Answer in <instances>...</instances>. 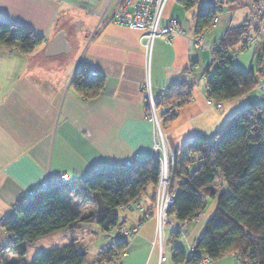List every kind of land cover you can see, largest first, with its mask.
Here are the masks:
<instances>
[{
    "label": "crops",
    "instance_id": "obj_1",
    "mask_svg": "<svg viewBox=\"0 0 264 264\" xmlns=\"http://www.w3.org/2000/svg\"><path fill=\"white\" fill-rule=\"evenodd\" d=\"M122 1L0 0V21L29 27L44 37V42L26 56L0 47V221L13 214V206L23 194L40 188L48 179L56 181L68 173L71 186H82L83 180L96 172L121 168L127 160L152 157L156 136L154 124L146 118L147 84L163 121L167 111L163 99L168 98L170 87L181 81L194 85L191 99L171 123L164 125L167 147L174 154L197 139H212L230 117L255 103L252 95L260 94L253 90L223 102L220 109L210 106L207 85L196 83L193 71L197 66H191L198 63L193 45L196 33L190 35L184 30L177 0H169L164 22L177 18L183 34L173 47L157 39L150 55L140 31L112 21ZM224 1L203 3L221 10L217 25L204 36L206 44H220L228 29L243 25L247 18L244 12L242 24L234 25L236 15L224 12ZM251 2L246 1L244 10ZM61 30L67 35L71 52L47 56L48 42ZM235 65L245 71L242 62ZM81 68L106 79L104 89L94 99L85 100L72 87ZM62 193L65 202L82 217L93 213L94 203H86L75 190ZM139 218L140 214L125 215L120 220L132 227ZM147 223L141 236L131 242L124 264H151L145 261L144 251L154 239L155 225L152 237L146 231ZM192 224L195 226L190 230ZM192 224L188 229L191 243L203 230L200 224ZM96 226L100 229L95 223H82L77 230L42 237L26 246L24 260L30 264L26 260L29 248L40 242H45L49 251L75 243L87 254L85 264H93L98 258L93 242L99 239L100 245L107 240L100 237ZM156 249L151 247L149 257ZM156 253L153 264H164L167 260L160 263L158 250ZM209 264L242 263L228 254Z\"/></svg>",
    "mask_w": 264,
    "mask_h": 264
},
{
    "label": "trees",
    "instance_id": "obj_2",
    "mask_svg": "<svg viewBox=\"0 0 264 264\" xmlns=\"http://www.w3.org/2000/svg\"><path fill=\"white\" fill-rule=\"evenodd\" d=\"M177 2L186 10L198 4V0ZM220 12L216 5H201L194 15L195 33L200 34L210 27ZM260 30L258 25L244 24L228 29L220 49L212 53L215 57L213 70L206 72L208 98L223 103L257 90L263 72H255L253 68L249 71L240 69L234 64L232 54H237L234 51L236 47L238 51H243L251 46L241 45L244 35L255 33L260 36ZM43 42L44 37L29 27L0 21V47L26 56ZM191 66L195 67L196 64ZM105 84L104 76H90L84 68L77 70L72 81L73 89L85 100L97 97ZM193 89L194 85L186 81L170 87L168 98L163 99L167 107L162 115L165 118L163 126L176 118V115H169L168 107L177 102L183 106L191 99ZM262 96V102H255L230 117L212 139H197L176 152L174 176L180 181V193L169 209V215L177 225L191 221L201 211H205V217L202 222L196 223L204 231L193 243L189 241V228L186 231L187 246L193 244L195 248L191 257L188 251L175 244L182 240L178 232L174 229L168 231L167 247L168 244H175L172 247L174 263L195 264L203 257L215 261L233 254L242 264H264ZM196 163L198 165L193 169ZM160 172V163L152 156L136 159L131 167L100 171L85 178L83 190L93 193L94 200L81 191L76 192L83 200L95 203L93 213L86 217H82L65 202L61 189L53 187L38 193L32 202L15 209L10 217L2 220L1 227L8 236V244L1 247L0 263L27 264L24 260L27 245L57 231L77 230L82 223H95L104 232L126 226L125 222H121L117 210L141 199L154 204ZM209 201L214 203L211 212H208L211 205ZM127 247L130 249L126 242H119L116 250ZM11 251L15 252L17 260L8 262L2 257ZM112 253L98 255L93 264H99L105 258L110 260L115 254L111 256ZM86 261L87 254L79 250L75 243H69L37 255L30 264H85Z\"/></svg>",
    "mask_w": 264,
    "mask_h": 264
},
{
    "label": "built area",
    "instance_id": "obj_3",
    "mask_svg": "<svg viewBox=\"0 0 264 264\" xmlns=\"http://www.w3.org/2000/svg\"><path fill=\"white\" fill-rule=\"evenodd\" d=\"M169 0H123L120 5L114 10L112 21L121 25L128 26L131 29L138 30L142 33L143 45L146 52L150 55L153 50L154 43L157 39H163L164 42L173 47L178 36L183 34L180 22L177 18H165V12ZM246 20L244 25H258L264 27V0L253 1L245 7ZM219 18L215 17L211 26L204 29L200 34H196L193 39L194 48L197 50H208L212 53L220 49V44L209 45L204 42V36L211 31L218 23ZM258 40L255 33L246 34L243 36L241 45L247 47ZM233 58L236 57V52L232 54ZM212 62L215 57L212 56ZM76 74V73H75ZM90 76H98L97 72H91ZM257 90L264 95V80L260 79ZM208 96V93H207ZM146 103L147 114L146 118L154 124L155 128V145L153 149V157H155L161 166V172L156 187V201L154 204L148 203L145 199L130 202L122 206V210L129 212H138L140 218L136 225L132 227L118 226L112 229V234L104 243L94 247L99 255H110L111 259L105 258L99 264H124V258L129 254V247L116 250L119 242H126L128 245L135 239L141 236V229L144 224L150 221L151 218L155 219L154 239L151 241L152 248H157L159 252V262L167 260V240L168 228L172 227L178 232L179 238L187 242L186 231L190 224L200 223L205 217V211H201L191 221L187 220L184 223L177 225L169 215V209L174 204L178 194L180 193V181L175 179L176 171V154L171 153L167 147L166 137L161 127V119L157 111V101L151 92L150 85L146 86ZM207 103L218 109L222 107V103L214 102L207 97ZM180 102L170 106L168 109L169 115L177 114ZM136 159L127 160L122 168L131 167ZM108 171V170H103ZM57 187L61 190L73 189L81 191L90 200H94V194L85 192L82 186H71L70 175L68 173L61 174L60 178L56 181L51 179L43 182L40 188L31 189L23 194L14 204L13 210L27 205L32 202L36 195L44 190H50ZM2 221H0L1 224ZM204 230L200 231V236ZM2 245L0 244V250ZM194 245H188V256L194 253ZM211 259L203 257L200 262L195 264H209ZM1 264V263H0ZM245 264H255L254 262H247Z\"/></svg>",
    "mask_w": 264,
    "mask_h": 264
},
{
    "label": "rangeland",
    "instance_id": "obj_4",
    "mask_svg": "<svg viewBox=\"0 0 264 264\" xmlns=\"http://www.w3.org/2000/svg\"><path fill=\"white\" fill-rule=\"evenodd\" d=\"M204 1L205 0H199L197 6H195L194 8H192L191 10H188V11H186L183 7H181V5H179L181 13H183L181 16V19H182L181 22L183 23L184 30L187 31L190 35H195L194 15L197 13L198 8L204 3ZM207 1H213V0H207ZM246 1L247 0H236L233 3H230L229 1L225 0L223 2L224 7H225L224 12L229 13V11H230L231 13H233V14L235 13V15H236L234 18L235 19L234 25L242 24V15L245 12L244 5H245ZM225 2H229V3H225ZM219 14H221V12ZM260 32H261V35L258 36L259 37L258 41L256 43L252 44L249 48H247L243 51H238L239 50L238 47L235 48L234 51H237V57L233 59V62H234V64L242 62L244 65L245 71H249L251 69V67H253L255 72H257L258 70L262 71L263 72V79H264V49H263L264 48V27L263 26H261ZM195 57H196L198 63L196 65L197 67L193 71L194 77L196 79V83L199 86L204 87L205 83L207 81L206 72L208 70H211V71L213 70L212 61H211V52L196 49V56ZM256 91L259 92L260 94L259 95H256V94L252 95L254 102H262L263 101V96H262L263 94L258 90H256ZM181 107H182L181 104L177 106L178 111L180 110ZM169 108H171V107H168V109ZM242 109H244V108H242ZM174 115H177V114H174ZM160 119H161V124H162L163 120L161 117H160ZM161 127H162V129H164L163 124L161 125ZM163 132H165V131L163 130ZM197 165H198L197 163L194 164L193 169L196 168ZM63 192H64V190H63ZM149 193L151 194V189L149 190ZM85 202L89 203L90 201H85ZM209 203H210V201H209ZM93 206H95V203ZM213 206H214V203H212L210 205V207L208 208V212H211ZM94 209H95V207H94ZM117 213L121 219H123L125 215H128V216L131 215L132 217H135V215L139 214L138 212L132 213L129 211H124L121 208L117 210ZM130 219H131V217H130ZM130 222L131 221H129L128 223L130 224ZM204 223L201 225H204ZM147 224L148 225H147L146 231H148V235H152V233H153L152 231H153V228L155 225V219L151 218ZM194 226L195 225L192 224V227L190 228V230ZM172 229H173L172 227H169L168 228L169 232ZM97 230H99L100 237L104 236L105 238H109V235L112 234V231L104 232L101 229H98V227H97ZM190 230L188 231L189 235H191ZM152 237H153V235H152ZM102 240L103 239H101V241ZM0 242L2 245L8 244V236L5 233V231L2 229L1 224H0ZM93 243H95V245L97 246V245H99L100 240L96 239ZM175 244L179 245L183 250L188 251V246L184 240H178L175 242ZM175 244H168V248H167L168 249V251H167L168 259L164 264H174L172 261V247ZM149 246L150 247H146V249L144 251L145 252V261L147 262L148 260H150L149 262H151V264H153L156 261V254H157L156 252L158 249H156L155 253H153L152 256L149 257V254L151 253L150 250L152 247L151 243ZM48 249H49V246H45V242H40L37 245L30 247L28 254L26 256L27 262L31 263L33 261L34 257H36V255H38V253H41V254L45 253L46 251H49ZM93 250H95V249L93 248ZM95 251L99 255L98 251L97 250H95ZM8 254H9L8 262L13 261V260H15V258H17V255L15 253H8ZM2 258L4 260H6L5 256ZM90 260H91V255H89L88 261H90Z\"/></svg>",
    "mask_w": 264,
    "mask_h": 264
},
{
    "label": "water",
    "instance_id": "obj_5",
    "mask_svg": "<svg viewBox=\"0 0 264 264\" xmlns=\"http://www.w3.org/2000/svg\"><path fill=\"white\" fill-rule=\"evenodd\" d=\"M72 46L64 30L59 31L47 44L46 55L55 56L60 53H70Z\"/></svg>",
    "mask_w": 264,
    "mask_h": 264
}]
</instances>
